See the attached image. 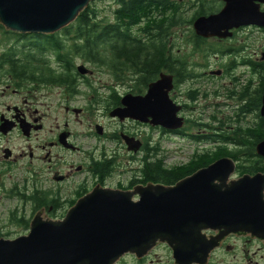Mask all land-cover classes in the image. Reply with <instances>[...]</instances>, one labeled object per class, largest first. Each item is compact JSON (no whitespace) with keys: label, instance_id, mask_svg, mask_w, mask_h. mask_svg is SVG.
Wrapping results in <instances>:
<instances>
[{"label":"flooded vegetation","instance_id":"flooded-vegetation-1","mask_svg":"<svg viewBox=\"0 0 264 264\" xmlns=\"http://www.w3.org/2000/svg\"><path fill=\"white\" fill-rule=\"evenodd\" d=\"M166 1L170 7L163 11V26L167 25L169 15L178 14L190 22L195 13L204 8V13L194 22L199 17L218 14L225 6L224 0ZM253 4L258 6L260 13H264V3L254 1ZM193 22L183 26L188 27L192 38L199 39V49L208 53V60H214L213 66H208L212 70L208 71V75L203 71L202 76L220 81L226 75L231 77L232 89L228 91V98L237 102L233 111L242 118L239 124L244 125L242 129L234 126L226 128L227 135L245 138L249 133L264 134V114L261 110L264 39H261L260 45L252 46L250 36L244 37L251 31L264 33V28L242 26L232 29L230 37L206 39L195 35ZM34 37L15 35L0 28V241H13L26 236L36 216L53 221L65 218L77 202L95 191L132 193L135 188L148 184L163 185L151 181L146 175L148 165L161 163L153 132L161 135L159 141L168 136H177L199 145L202 140L215 139L224 130L223 127H215L213 130L216 134L213 135L207 133L211 127L206 126L204 135H189L185 128L188 121L181 116L187 109L185 104L181 105L180 112L184 126L174 132L128 118L120 120L112 117L110 112L113 109L122 108L123 97L129 94L143 95L149 84L144 91L137 92L133 90L136 84L134 77L130 81H116L105 59L104 65L98 67V78L106 77L108 82L98 80L97 83L93 79L95 71L78 74L76 65L69 70L73 72L74 79L62 78L60 82H51L52 77H62L60 71L64 69L60 65L41 66L38 63L41 51L35 49L37 43ZM59 37L63 42V34ZM163 41L169 46L170 36L165 34ZM10 43L20 45L22 50L7 48ZM49 54L56 57V53L48 50L45 54L44 58L51 62ZM13 59L19 61V65H14ZM27 63L30 66H26ZM234 71H239L238 74L244 79L242 83L237 79L239 75H233ZM161 73L173 78L174 87L169 94L171 99L181 84H176V75L167 71ZM194 76L187 81H193ZM246 76L249 77L245 81ZM52 88L60 90V98L54 104L49 100ZM71 89L74 92H70ZM42 91L45 93L42 94ZM215 96H219V93H215ZM73 103L81 107L75 108ZM214 121L217 122V119ZM140 127L147 128L148 135L141 137L136 131ZM231 138L229 140H233ZM263 140L255 144L252 153L248 152V146L237 147L233 141L229 142L232 149H228V152H237L239 158L226 157L235 164L229 181L243 176L260 177L263 220L258 236L244 230H230L228 220L226 224L206 222L199 231L200 239L195 243L198 257L192 264H264V157L256 154V146ZM130 145H139V148L135 151L129 148ZM133 165H136V169L132 168ZM177 168L181 167L165 169ZM132 200L137 201L138 196L135 195ZM158 251L163 252L164 256L158 257ZM126 258L132 264H176L172 251L164 243L156 244L143 257L123 255L116 264H122Z\"/></svg>","mask_w":264,"mask_h":264},{"label":"water","instance_id":"water-1","mask_svg":"<svg viewBox=\"0 0 264 264\" xmlns=\"http://www.w3.org/2000/svg\"><path fill=\"white\" fill-rule=\"evenodd\" d=\"M94 1L0 0V26L17 35H54L73 24ZM254 1L264 3L224 0L218 14L193 22L195 35L224 39L242 26L264 28V13ZM77 70L80 75L88 72L83 65ZM173 87V78L161 73L144 95H126L122 108L113 109L110 115L178 131L184 121L178 116L182 107L169 96ZM261 110L264 114V92ZM129 148L136 151L139 145ZM256 154L264 157V140L257 144ZM234 170L233 160L225 157L173 186L148 184L132 193L95 191L77 202L62 220L36 216L26 236L1 240L0 264H116L126 254L143 257L158 243L170 248L176 264H192L198 257L195 243L206 222L226 224L228 220L230 230L255 236L260 232V177L229 181ZM135 195L137 201L132 200Z\"/></svg>","mask_w":264,"mask_h":264},{"label":"trees","instance_id":"trees-1","mask_svg":"<svg viewBox=\"0 0 264 264\" xmlns=\"http://www.w3.org/2000/svg\"><path fill=\"white\" fill-rule=\"evenodd\" d=\"M115 2L116 9L112 21L98 20L96 11L89 7L90 3L75 23L61 32L64 36L70 37L64 42L60 41L58 34L34 37L38 41L34 47L41 51L38 63L41 66L60 65L64 69L60 71L62 77H52L49 81L56 83L60 82L62 78L74 79L73 72L69 70H72L75 58L97 67L103 66L107 61L106 66L116 81H130L132 77L135 78L136 84L133 90L137 92H142L148 84L157 79L161 72L167 71L171 75H176L177 85L195 77L193 73L189 72L192 65L189 60L195 57L198 52L206 53L205 50L199 49V39L192 38V33H189L190 39L185 43L192 46V50L187 55L184 53V55H180L181 52H177L171 43L168 46V43L163 41V37L167 34L172 42L177 37V31L183 25H191L196 17L204 13L202 10L204 8L201 7L190 22L178 14L169 15L167 25L163 26V11L170 7L166 0H116ZM135 28H138V31L134 33L133 29ZM66 41L71 42L72 45L65 47ZM48 50L56 53V57H50L51 62L44 58ZM19 63L13 59L14 65H19ZM26 66L30 65L27 63ZM65 69L67 73H65ZM70 92H74V90L71 89ZM227 136L219 135L216 137L217 139L202 140L217 144L214 148L218 152L213 158L208 155L210 151L202 154L201 165H196L193 170H184L185 168L167 170L161 163L160 165H148L146 167L147 178L166 186L173 185L194 173L211 159L229 157L236 160L239 158L237 152H228V147L225 144L233 141L237 147H250L248 152L252 153L255 144L264 138V134L261 132L259 134L249 133L245 138L241 136L231 138L233 140H229L226 138ZM192 139L200 140L199 138ZM220 143H222L221 146Z\"/></svg>","mask_w":264,"mask_h":264},{"label":"rangeland","instance_id":"rangeland-1","mask_svg":"<svg viewBox=\"0 0 264 264\" xmlns=\"http://www.w3.org/2000/svg\"><path fill=\"white\" fill-rule=\"evenodd\" d=\"M115 1L116 0H97L91 3L89 7L96 11L97 16L99 17L98 20L105 19L106 21H112L113 13L116 9ZM181 1L186 2L187 0ZM190 14L191 12L189 14H186V18L189 17ZM135 31H138V28L133 29L134 33ZM188 34V27L183 26L177 31V37L171 42V44L174 45L175 50L177 52H181L180 55H187L188 52L192 50V46L185 43L188 39H190ZM59 35H62V33ZM249 36L252 46L260 45L262 43L261 39H264V33L256 31H251L248 34H244L245 38H249ZM68 38L70 37L65 35L63 38V42ZM60 41L62 40L60 39ZM35 42L37 43L38 41L36 40ZM66 42L67 43L65 47H69L70 45H72V41ZM7 48L12 50H22V47L20 45L12 43H10ZM51 56L52 55H50V57ZM189 61L191 64H193L190 71L191 73L196 75V78L193 79V81H185L180 85V88L178 90L176 89L171 95V99L175 100L174 102L176 104L180 106L185 104L187 107L184 113L182 112L181 114V116L183 118H186L188 121L185 126L187 133L193 136H202L206 133V126L211 127L210 129H207V133H211L213 135L216 134L213 130L215 127H223L224 129L222 132H219L218 135H227L226 128L230 129L232 126L237 128L240 127L239 129H242L241 127L244 125V123L239 124L238 122L241 121L239 119L242 118L238 117L237 113L233 111V106H237V102L232 101L228 98V91L232 89V85H230L231 77L229 75H226L225 79L220 81V79L213 80L202 76L203 71L207 72L208 75V71L212 70L208 66H213L214 64L213 59H211L210 61L208 60V54L206 53L198 52V54ZM73 64L76 66L83 65L87 70L91 72L95 71V74L93 73V79H95L97 83L98 80H101L102 82H108L106 77L98 78L100 69H98L97 66L89 64L86 61L78 58L73 59ZM93 66H95L96 68H94ZM202 67L206 68L203 69ZM238 72L239 71H234L233 75L235 77H238L239 75V78L237 79L240 81V83H242L244 79L240 74H238ZM248 77L249 76L245 77V81ZM44 93L45 92L42 91V94ZM59 93V89H51L49 100L53 104L59 100ZM215 93H219V96H215ZM73 106L75 108L81 107L76 105L75 103H73ZM58 112L63 113L62 110H58ZM215 119H217V122L214 121ZM112 130H114V127H112ZM136 131L139 135H141V137H143L142 135H148L149 133V130L145 127L137 128ZM153 136L155 141H157L156 147L160 151L159 158L161 160V164L165 168L181 167L183 169L185 168L184 170H193L196 165H201V151H203V154L207 151H210L208 153V155H210V158H213V156L218 152V150L214 148V146L207 145L208 143L205 142H201L199 145H197L194 143H190V141L188 140H183L181 137L177 136H168L159 141L158 138H160L161 135L156 132H153ZM231 137L227 136L226 138L230 139ZM221 145L222 143H220V146ZM225 145L229 147L228 149H232V145ZM122 154H124L123 150ZM215 160H217V158L213 160L211 159V161L206 163L204 166L208 165L211 162H214ZM135 166L136 165H133L132 168H135ZM204 166L202 165V167ZM157 255L158 257L164 256L163 252L161 251H158ZM122 264H132V262L130 259L126 258Z\"/></svg>","mask_w":264,"mask_h":264}]
</instances>
